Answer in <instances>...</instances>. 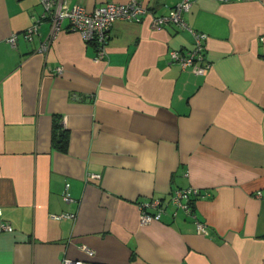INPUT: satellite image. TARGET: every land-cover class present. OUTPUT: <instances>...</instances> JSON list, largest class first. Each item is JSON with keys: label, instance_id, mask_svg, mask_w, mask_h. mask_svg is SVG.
<instances>
[{"label": "crops", "instance_id": "0c3cea01", "mask_svg": "<svg viewBox=\"0 0 264 264\" xmlns=\"http://www.w3.org/2000/svg\"><path fill=\"white\" fill-rule=\"evenodd\" d=\"M139 1L145 16L116 21L95 62L66 22L45 51L48 23L24 39L39 0H0V223L12 228L0 264H264V0H191L204 74L170 60L193 47L189 31L151 27L181 0ZM56 124L66 152L53 147ZM190 187L207 234L171 207L140 223L141 203ZM64 213L75 217L54 218Z\"/></svg>", "mask_w": 264, "mask_h": 264}, {"label": "built area", "instance_id": "2783aa9c", "mask_svg": "<svg viewBox=\"0 0 264 264\" xmlns=\"http://www.w3.org/2000/svg\"><path fill=\"white\" fill-rule=\"evenodd\" d=\"M42 6V13L35 23L26 29L23 37L27 42L33 41L39 36V25L43 22L48 23L49 30L45 41L39 50L45 51L50 42H52L59 33L62 32L63 25L67 23V29L71 33L79 35L86 43H91L95 47V62L103 61L106 58L107 43L111 34V29L116 21L138 22L147 13V5L139 0H128L124 4L105 3L104 5L87 10L85 7L74 5L70 6L67 0H39ZM191 8V0H181L172 7L168 14L153 17L151 20L152 28H160L162 26L172 25L180 30L189 31L194 37V45L186 54H181L177 50L170 52V60L176 64L180 70H192L196 74H204L208 65H199L205 61V34L197 33L191 29L184 19V14L189 12ZM16 35H11L7 42L11 48H15ZM57 72H61L58 68ZM94 177H97L94 175ZM66 184V189H68ZM64 200L69 203L72 201L70 194L65 192ZM200 196L198 189L186 188L173 191L168 199L150 198L139 205V220L143 225L154 221H160L161 217L171 207L172 215L182 212L191 217L195 229L200 234H207V225L197 220L193 201ZM74 214L64 213L55 216V219L74 218ZM0 232H12L10 225L1 222ZM81 250L88 256H92L93 252L81 247ZM60 264H92L84 260H75L65 258Z\"/></svg>", "mask_w": 264, "mask_h": 264}, {"label": "trees", "instance_id": "16d2710c", "mask_svg": "<svg viewBox=\"0 0 264 264\" xmlns=\"http://www.w3.org/2000/svg\"><path fill=\"white\" fill-rule=\"evenodd\" d=\"M54 129L52 139L53 147L60 152H66L68 145L67 132L62 130L59 125L57 126V124Z\"/></svg>", "mask_w": 264, "mask_h": 264}, {"label": "bare ground", "instance_id": "6f19581e", "mask_svg": "<svg viewBox=\"0 0 264 264\" xmlns=\"http://www.w3.org/2000/svg\"><path fill=\"white\" fill-rule=\"evenodd\" d=\"M145 16V15H144ZM142 20V19H141Z\"/></svg>", "mask_w": 264, "mask_h": 264}]
</instances>
